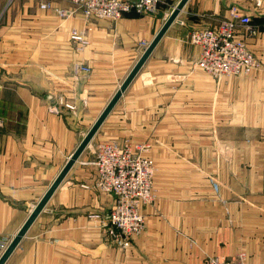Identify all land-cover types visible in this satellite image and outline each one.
Returning <instances> with one entry per match:
<instances>
[{
	"label": "crops",
	"instance_id": "crops-1",
	"mask_svg": "<svg viewBox=\"0 0 264 264\" xmlns=\"http://www.w3.org/2000/svg\"><path fill=\"white\" fill-rule=\"evenodd\" d=\"M179 1L113 21L87 18L71 0H0V243L17 235ZM234 6L252 16L257 32L243 36L260 67L216 80L197 65L191 33L216 28ZM128 138L151 143L158 198L143 208L142 234L120 246L107 231L114 196L94 187L93 146ZM242 252L264 264V0H188L5 264H203Z\"/></svg>",
	"mask_w": 264,
	"mask_h": 264
},
{
	"label": "built area",
	"instance_id": "built-area-1",
	"mask_svg": "<svg viewBox=\"0 0 264 264\" xmlns=\"http://www.w3.org/2000/svg\"><path fill=\"white\" fill-rule=\"evenodd\" d=\"M78 9L82 10L87 18L120 19L126 12L154 13L160 0H71ZM43 7L47 5L43 4ZM58 14L68 15V12L58 10ZM252 17L240 12L236 7L231 10L229 18L223 19L216 28H199L191 33V39L201 47V57L197 65L207 71L216 80L229 75H248L260 67V62L248 48L243 37L244 31L253 29ZM254 33V32H253ZM71 38L78 40L81 47L89 43L83 37V32H71ZM69 106V105H67ZM71 108V106H69ZM54 105L52 111L57 112ZM129 144L113 147L108 144L95 146L99 169L98 184L101 188L111 191L115 186L125 192L130 189L145 198H153L149 191L151 177H153L154 161L146 155L135 156ZM132 146V145H131ZM218 188V186H217ZM142 192V193H140ZM116 208L110 215V235L121 238L124 246L128 245L131 234H140L145 227L144 219L136 204L128 199L126 193L116 197ZM136 204V207L134 205ZM128 206V207H127ZM137 211L139 215L132 214ZM129 214V215H128ZM92 216V215H91ZM95 216V215H94ZM133 230V231H132ZM129 231V232H128ZM128 232V233H127ZM132 232V233H131ZM131 233V234H130ZM204 264H252L245 255L234 259H225L220 256L212 257Z\"/></svg>",
	"mask_w": 264,
	"mask_h": 264
},
{
	"label": "water",
	"instance_id": "water-1",
	"mask_svg": "<svg viewBox=\"0 0 264 264\" xmlns=\"http://www.w3.org/2000/svg\"><path fill=\"white\" fill-rule=\"evenodd\" d=\"M188 0H180L177 5L174 7V9L171 11L170 15L167 17L166 21L154 37V39L151 41V43L148 45V47L145 49L144 53L140 57V59L137 61L135 66L132 68L128 76L125 78V80L120 85L119 89L115 92L113 97L110 99V101L107 103L103 111L100 113L96 121L93 123L91 128L87 131L85 136L83 137L82 141L78 145V147L75 149V151L72 153L70 158L67 160L66 164L58 174V176L55 178L53 183L50 185L46 193L43 195L41 200L37 203V205L34 207L33 211L17 233V235L10 241L8 246L6 247L5 251L0 257V264H5L7 259L10 257V255L13 253V251L17 248L19 243L21 242L22 238L27 233L30 226L33 224V222L36 220L38 215L42 212L48 201L50 200L51 196L54 194L55 190L58 188V186L61 184V182L64 180L65 176L69 172V170L73 167L75 162L79 159L82 152L88 147L90 142L92 141L93 137L99 130V128L102 126L104 121L107 119L108 115L112 112L120 98L122 97L123 93L126 91L128 86L131 84L133 79L136 77L146 60L151 55L152 51L158 44V42L161 40V38L164 36L168 28L171 26V24L178 18L180 12L184 8L185 4Z\"/></svg>",
	"mask_w": 264,
	"mask_h": 264
},
{
	"label": "rangeland",
	"instance_id": "rangeland-1",
	"mask_svg": "<svg viewBox=\"0 0 264 264\" xmlns=\"http://www.w3.org/2000/svg\"><path fill=\"white\" fill-rule=\"evenodd\" d=\"M161 1H163V0H160V2L158 3V5H157V9L159 8V5H160V3H161ZM45 5H47L46 7H43L42 6V8H49L50 7V4L49 3H44ZM43 5V4H42ZM74 6L77 8V6L74 4ZM234 7H236V6H234ZM234 7H232L231 9H230V15H231V10L234 8ZM240 12H242L241 11V9L240 8H238V7H236ZM78 9V8H77ZM58 10H63V11H66V12H68V14L70 13L69 11H67V10H65V9H58ZM80 10V9H79ZM82 11V10H81ZM157 11V10H156ZM155 11V12H156ZM132 12H135V11H132ZM82 13H83V11H82ZM126 13H130V12H126ZM126 13H124L123 14V16L126 14ZM135 13H137L138 15H140V14H146V13H138V12H135ZM243 13V12H242ZM60 14V13H59ZM83 14H85V13H83ZM244 14H246V13H244ZM61 15V14H60ZM230 15L228 16V18L230 17ZM249 15V14H248ZM61 16H65V15H61ZM122 16V17H123ZM251 16V15H250ZM252 17V16H251ZM97 19H100V18H97ZM105 19H107V18H105ZM107 20H113V21H116V20H114V19H107ZM118 20V19H117ZM251 25H252V28L253 29H248V30H246V31H249L251 34L254 32H257V29L254 27V25H253V22H251ZM77 31V32H79V33H82L83 32V37L86 39L87 37H86V34H85V32L83 31V30H78V29H73L72 30V32L73 31ZM245 31V32H246ZM244 37V36H243ZM244 39L246 40V38L244 37ZM192 40V39H191ZM74 41H76V42H78V40H74ZM79 43V42H78ZM247 43V42H246ZM144 44V43H143ZM81 47V46H80ZM82 48V47H81ZM84 48V47H83ZM78 67H80L79 69L80 70H86V71H89L90 70V67H87V66H78ZM211 75V74H210ZM212 76V75H211ZM63 101H61V103H62ZM64 105H65V107H67V108H70V109H75L76 108V106L74 105V104H71V103H64ZM67 105H69V106H71L72 105V107L73 108H71V107H69V106H67ZM57 109V112H58V107L56 108ZM129 144L130 145V147H131V149H132V153L135 155V156H137V157H139L140 155H146L149 159H152L153 161H154V165H155V168L153 169V177H151L150 179H151V183H150V185H149V191H150V193H152V195H153V198H145V197H143V195H140V194H138V192H134V191H132V190H130V189H127L125 192H123V191H120L117 187H115V186H112L111 187V191H107V190H105V189H103V188H101L100 186H99V184H98V177H99V174H100V172H99V169H98V164L96 163V161H97V158H96V154H95V152L93 151V153L95 154V159H94V161H93V164L96 166V169H97V174H96V177H95V181H94V187L95 188H97V189H99V190H101V191H104V192H108V193H111V194H113V198H114V202H113V205H112V208H111V212H110V215L113 213L112 211H113V206H114V208H116V205H117V201H116V197H122L123 195H124V193H126L127 194V196H128V199L130 200V201H132V203L134 202V201H136V204H137V202H138V204H137V206H138V208H139V210H140V212H141V214H142V217H143V219H144V223H145V226H146V216H145V214H144V211H143V208H144V206L145 205H147V204H153V203H155V201L157 200V198H158V192H157V189H156V187H155V185H154V179H155V177H156V175H157V173H158V171H159V166H158V163H157V161H156V159L154 158V156L152 155V153H151V150H152V145H151V143L150 142H148V141H143V142H133L130 138H128V139H126L125 141H123V142H121V143H117V142H115V141H101V142H98L95 146H99L100 144H108V145H111V146H113V147H116V146H123L124 144ZM128 145V146H129ZM132 145V146H131ZM89 146V145H88ZM95 146H93V147H95ZM211 183L214 185V188L217 190V189H219V184L215 181V179H213V178H211ZM217 186H218V188H217ZM140 193H142V192H140ZM136 204L134 205V207H136ZM128 207V206H127ZM95 215V216H94ZM94 215H92L93 217H98V215L97 214H94ZM109 222H111V224H112V221H110V218H109V220H108V222H107V227L108 228H110L109 226H110V224H109ZM145 230V227L143 228V231ZM108 231V230H107ZM133 231V230H132ZM142 231V232H143ZM129 232V231H128ZM127 232V233H128ZM134 233L133 234H135L136 232L135 231H133ZM132 233V232H131ZM130 233V234H131ZM108 234H109V232H108ZM133 234H131L130 236H129V243H128V245L131 243V242H133L134 241V239L135 238H137L138 236H140L141 234H137V235H133ZM110 235V234H109ZM110 237H111V239H112V241L114 242V243H116L117 245L119 244L120 246H123L124 245V242H123V240L121 239V238H119V240H117L116 239V237H114V236H112V235H110ZM8 244V240H5V241H2V243H0V246H1V249H3L6 245ZM241 255H245V253L244 252H242L241 254H239V256H241ZM239 256H237V257H239ZM212 257H215V256H210V257H208L207 259H205V261H204V263L207 261V260H209V259H211ZM236 257V258H237ZM245 257H246V255H245ZM222 258H224V257H222ZM247 258V257H246ZM225 259H234V258H226L225 257ZM203 263V264H204Z\"/></svg>",
	"mask_w": 264,
	"mask_h": 264
},
{
	"label": "bare ground",
	"instance_id": "bare-ground-1",
	"mask_svg": "<svg viewBox=\"0 0 264 264\" xmlns=\"http://www.w3.org/2000/svg\"><path fill=\"white\" fill-rule=\"evenodd\" d=\"M93 148H94V147H93ZM132 214L139 215V213H138L137 211L132 212ZM128 215H129V214H128ZM140 234H142V232H141ZM4 251H5V250H4Z\"/></svg>",
	"mask_w": 264,
	"mask_h": 264
}]
</instances>
